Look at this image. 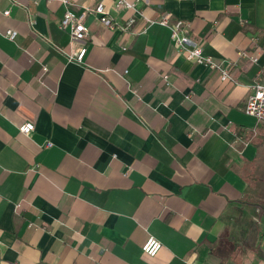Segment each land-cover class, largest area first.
<instances>
[{
  "label": "crops",
  "instance_id": "0c3cea01",
  "mask_svg": "<svg viewBox=\"0 0 264 264\" xmlns=\"http://www.w3.org/2000/svg\"><path fill=\"white\" fill-rule=\"evenodd\" d=\"M127 1L0 0V264L264 261V124L244 113L264 0ZM98 4L126 30L89 14V38L70 41L65 11ZM165 13L237 85L146 23Z\"/></svg>",
  "mask_w": 264,
  "mask_h": 264
},
{
  "label": "built area",
  "instance_id": "2783aa9c",
  "mask_svg": "<svg viewBox=\"0 0 264 264\" xmlns=\"http://www.w3.org/2000/svg\"><path fill=\"white\" fill-rule=\"evenodd\" d=\"M63 5L68 6V0H61ZM135 3H131L127 0H114L113 10L115 12L134 10ZM9 12L5 11L4 16H8ZM89 14H94L98 17L99 23L109 30L125 31V27H121L118 23L114 22L104 11L102 4H98L93 10L85 9L81 15H75L70 10H66L61 21L60 27L62 29L69 30L70 41L84 42L89 38V33L85 27V20ZM148 25L157 24L161 27L167 28L170 31V43L171 45L181 53L184 58L189 62H194L199 65H203L210 70H216L220 73L221 81H228L234 85H237V81L230 76L228 67L222 63H215L211 57L202 54L201 49L195 43V41L188 34V25L183 21L176 20L171 22L170 15L164 14L159 19L154 21H146ZM16 32L7 31L5 37L9 41H14L16 38ZM86 48H81L79 53L73 57L74 60L81 63L85 57ZM239 57L247 59L252 63L257 62V57L254 54H247L244 52L239 53ZM166 81V77H163ZM244 113L246 116L251 117L257 121V123L264 124V73L260 72L256 81L250 87V94L248 95L245 103ZM31 125V127H28ZM19 131L23 134L29 135L34 131L32 123H24L19 128ZM51 143H47L46 147H50ZM150 241H152L150 243ZM161 243L153 238H148L144 245L141 247L142 253L148 257H155L161 249ZM264 264V261L258 263Z\"/></svg>",
  "mask_w": 264,
  "mask_h": 264
},
{
  "label": "clouds",
  "instance_id": "9594fccd",
  "mask_svg": "<svg viewBox=\"0 0 264 264\" xmlns=\"http://www.w3.org/2000/svg\"><path fill=\"white\" fill-rule=\"evenodd\" d=\"M28 127H31V125H29ZM152 241H150V243H151Z\"/></svg>",
  "mask_w": 264,
  "mask_h": 264
},
{
  "label": "rangeland",
  "instance_id": "374dc122",
  "mask_svg": "<svg viewBox=\"0 0 264 264\" xmlns=\"http://www.w3.org/2000/svg\"><path fill=\"white\" fill-rule=\"evenodd\" d=\"M261 139V138H260Z\"/></svg>",
  "mask_w": 264,
  "mask_h": 264
}]
</instances>
